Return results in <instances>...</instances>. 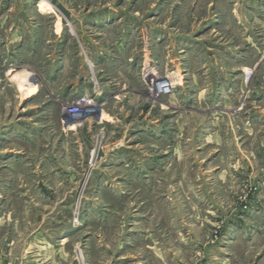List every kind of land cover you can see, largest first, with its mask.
Masks as SVG:
<instances>
[{
    "label": "rangeland",
    "instance_id": "1",
    "mask_svg": "<svg viewBox=\"0 0 264 264\" xmlns=\"http://www.w3.org/2000/svg\"><path fill=\"white\" fill-rule=\"evenodd\" d=\"M39 232L57 264H264V0H0V264Z\"/></svg>",
    "mask_w": 264,
    "mask_h": 264
},
{
    "label": "crops",
    "instance_id": "2",
    "mask_svg": "<svg viewBox=\"0 0 264 264\" xmlns=\"http://www.w3.org/2000/svg\"><path fill=\"white\" fill-rule=\"evenodd\" d=\"M241 2H242V0H241ZM231 15L234 16L235 18H237L238 24L240 22V19H242L246 16L244 11H240L237 9L232 10ZM242 25L247 26V24H245V23H242ZM246 41H247V44L250 42L249 36L246 38ZM248 47H253V45H247V48ZM181 50H183V49H181ZM242 69H244V68L241 66V67H236L235 70L241 71ZM233 73H235V72L231 71L230 73H226V79L228 80V76H231V80L232 81L236 80V82L238 81L239 87L242 88L243 87L242 82H239L240 81V78H239L240 72H237L235 74H233ZM207 76H212V75L207 74L206 77ZM211 78L212 77H210V79ZM232 85H233V83H232ZM202 91H206V89L202 90ZM226 101H227V99H226ZM62 240H63L62 235H59V238L55 237L53 240L49 239L47 235H43L40 232L38 234L34 235L30 241V244H34V245L33 246L29 245L27 248V251H25L26 252L25 253L26 259L24 260L23 264H57V261H56L57 255H59V257L61 256L60 253H61L62 247H61L60 243L62 242ZM7 264H10V263L8 262Z\"/></svg>",
    "mask_w": 264,
    "mask_h": 264
},
{
    "label": "built area",
    "instance_id": "3",
    "mask_svg": "<svg viewBox=\"0 0 264 264\" xmlns=\"http://www.w3.org/2000/svg\"><path fill=\"white\" fill-rule=\"evenodd\" d=\"M250 75H251V71L249 69H245L244 73H243L244 81H248L250 78ZM153 87H154L155 95H170L171 93H173L175 86H174V81H173L172 77L167 75L165 77H161L159 79H156L153 82ZM82 100H84V99L82 98ZM238 108H236L235 110H237Z\"/></svg>",
    "mask_w": 264,
    "mask_h": 264
}]
</instances>
